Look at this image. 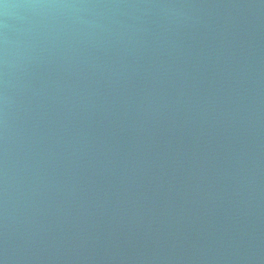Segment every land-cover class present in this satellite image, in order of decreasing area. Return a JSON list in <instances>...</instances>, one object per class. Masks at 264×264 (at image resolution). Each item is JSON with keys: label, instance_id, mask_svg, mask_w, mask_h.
Listing matches in <instances>:
<instances>
[{"label": "water", "instance_id": "water-1", "mask_svg": "<svg viewBox=\"0 0 264 264\" xmlns=\"http://www.w3.org/2000/svg\"><path fill=\"white\" fill-rule=\"evenodd\" d=\"M0 264H264V0H0Z\"/></svg>", "mask_w": 264, "mask_h": 264}]
</instances>
